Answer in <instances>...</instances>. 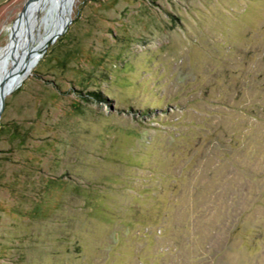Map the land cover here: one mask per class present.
Instances as JSON below:
<instances>
[{"label": "rangeland", "instance_id": "1", "mask_svg": "<svg viewBox=\"0 0 264 264\" xmlns=\"http://www.w3.org/2000/svg\"><path fill=\"white\" fill-rule=\"evenodd\" d=\"M0 264H264V0H75L5 97Z\"/></svg>", "mask_w": 264, "mask_h": 264}, {"label": "bare ground", "instance_id": "2", "mask_svg": "<svg viewBox=\"0 0 264 264\" xmlns=\"http://www.w3.org/2000/svg\"><path fill=\"white\" fill-rule=\"evenodd\" d=\"M53 1L54 0H32L26 11L23 13V16L21 17L20 23L15 24V37L13 41L9 44L6 45L5 49L0 53V60H3L5 55L12 49H14L19 41H20V47L22 49V59L20 60V65L19 67L14 71V73L7 78V83L6 87H10L11 89L7 91V94H9L11 91H13L17 86H19L24 78L30 73L32 67L38 62L40 55L37 56L35 62L31 67H29L27 70H23V64L26 59V54H27V40H26V25L29 22L30 24V29H31V35L34 34L35 29L33 28L34 26V19L37 17V15L41 12L44 11V13L41 16V24L44 23V31L39 32L33 46H35V50L39 49L41 47L48 36L55 32L59 26L57 22H54L52 18L56 16L57 11L55 7L53 8ZM72 11V10H71ZM57 38V37H56ZM55 38V39H56ZM21 39V40H20ZM34 56V55H33ZM20 58V57H19ZM16 67L14 66V69ZM8 71L5 70L4 74ZM3 77V76H2ZM6 94V95H7Z\"/></svg>", "mask_w": 264, "mask_h": 264}, {"label": "water", "instance_id": "3", "mask_svg": "<svg viewBox=\"0 0 264 264\" xmlns=\"http://www.w3.org/2000/svg\"><path fill=\"white\" fill-rule=\"evenodd\" d=\"M32 0H25L24 5L22 9L19 11L17 17L13 20L12 24L10 25V35L8 44L11 43L15 37V24L20 23L21 17L23 16V13L26 11L29 3ZM75 0H54L53 1V8L55 7L57 14L52 18L54 22H57L59 28L51 33L48 38L46 39L45 43L39 47V49L35 50V46L31 45L30 42L33 38L31 35V29L29 22L26 25V40H27V54L26 59L23 64V70H27L31 65L34 64L36 58L38 55L42 54L48 44H50L58 35H60L67 27L71 20V10L73 8V3ZM34 55V56H33ZM14 68L9 69L5 75H3L1 82H0V119H1V113L5 105V97L7 94V91L10 90V87H6L7 78L11 76L14 73Z\"/></svg>", "mask_w": 264, "mask_h": 264}]
</instances>
